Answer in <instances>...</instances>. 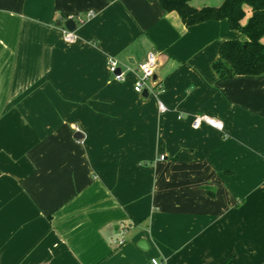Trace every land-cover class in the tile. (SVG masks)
Returning a JSON list of instances; mask_svg holds the SVG:
<instances>
[{"label": "crops", "instance_id": "0c3cea01", "mask_svg": "<svg viewBox=\"0 0 264 264\" xmlns=\"http://www.w3.org/2000/svg\"><path fill=\"white\" fill-rule=\"evenodd\" d=\"M229 39L158 0H0V264H264V74L220 79ZM149 51L163 113L133 91Z\"/></svg>", "mask_w": 264, "mask_h": 264}, {"label": "trees", "instance_id": "16d2710c", "mask_svg": "<svg viewBox=\"0 0 264 264\" xmlns=\"http://www.w3.org/2000/svg\"><path fill=\"white\" fill-rule=\"evenodd\" d=\"M190 1L158 0L165 11H175L185 26L225 19L231 29L244 36L242 41L229 39L220 44L218 57L212 63L220 79L264 74V0H223L219 6L199 8Z\"/></svg>", "mask_w": 264, "mask_h": 264}, {"label": "built area", "instance_id": "2783aa9c", "mask_svg": "<svg viewBox=\"0 0 264 264\" xmlns=\"http://www.w3.org/2000/svg\"><path fill=\"white\" fill-rule=\"evenodd\" d=\"M90 16L91 13L86 14V16L84 17L80 16L79 14H76L75 16L58 17L59 27L62 32L63 41L67 44H71L78 39L76 28L75 30H69L65 27L64 24L67 19H73L76 27V23L83 24L86 19ZM156 66V53L153 51L147 52L144 59L139 62L137 64V67L135 68V81L133 84V91L138 94H141L143 90L146 89L148 96H153L155 98L158 111L160 113H163L167 110V107L161 100V94L165 91V89L164 86L154 78ZM106 67L112 78L119 81L125 78L126 70L129 69L127 67L122 69L119 60L113 56L107 57ZM117 70H119V73H117ZM202 124H206L207 126L214 128L218 131L223 130V122L209 115L202 114L192 117V128H199ZM74 128L76 131H78L77 126H74ZM118 243H123V239H120ZM150 261L151 264H164L162 261L155 257L151 258Z\"/></svg>", "mask_w": 264, "mask_h": 264}, {"label": "water", "instance_id": "95a60500", "mask_svg": "<svg viewBox=\"0 0 264 264\" xmlns=\"http://www.w3.org/2000/svg\"><path fill=\"white\" fill-rule=\"evenodd\" d=\"M65 27L67 28V29H69V30H75V22H74V20L73 19H67L66 21H65ZM117 73H119V70H117ZM142 96H144V97H148V94H147V90L145 89V90H143V92H142ZM74 138L75 139H80V138H82V134L80 133V132H75V134H74Z\"/></svg>", "mask_w": 264, "mask_h": 264}, {"label": "rangeland", "instance_id": "374dc122", "mask_svg": "<svg viewBox=\"0 0 264 264\" xmlns=\"http://www.w3.org/2000/svg\"><path fill=\"white\" fill-rule=\"evenodd\" d=\"M160 159H163V156H160Z\"/></svg>", "mask_w": 264, "mask_h": 264}]
</instances>
